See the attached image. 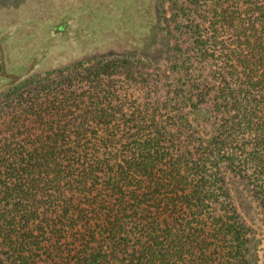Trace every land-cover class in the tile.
Wrapping results in <instances>:
<instances>
[{"label": "trees", "instance_id": "1", "mask_svg": "<svg viewBox=\"0 0 264 264\" xmlns=\"http://www.w3.org/2000/svg\"><path fill=\"white\" fill-rule=\"evenodd\" d=\"M163 2V66L0 93V264H261L239 191L264 220V0Z\"/></svg>", "mask_w": 264, "mask_h": 264}, {"label": "rangeland", "instance_id": "2", "mask_svg": "<svg viewBox=\"0 0 264 264\" xmlns=\"http://www.w3.org/2000/svg\"><path fill=\"white\" fill-rule=\"evenodd\" d=\"M164 5L163 0H0V93L33 74L92 59L141 58L163 66L169 43ZM239 192L241 211L262 236L264 264V220L249 195Z\"/></svg>", "mask_w": 264, "mask_h": 264}]
</instances>
